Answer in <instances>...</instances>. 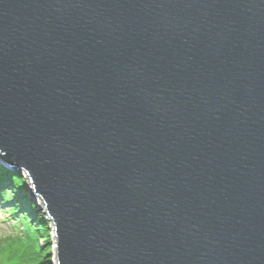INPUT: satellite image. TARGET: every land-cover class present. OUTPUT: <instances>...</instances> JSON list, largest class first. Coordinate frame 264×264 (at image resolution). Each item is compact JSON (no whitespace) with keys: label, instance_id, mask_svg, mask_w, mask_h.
<instances>
[{"label":"water","instance_id":"water-1","mask_svg":"<svg viewBox=\"0 0 264 264\" xmlns=\"http://www.w3.org/2000/svg\"><path fill=\"white\" fill-rule=\"evenodd\" d=\"M0 164L58 264H264V0H0Z\"/></svg>","mask_w":264,"mask_h":264},{"label":"trees","instance_id":"trees-1","mask_svg":"<svg viewBox=\"0 0 264 264\" xmlns=\"http://www.w3.org/2000/svg\"><path fill=\"white\" fill-rule=\"evenodd\" d=\"M14 194H19V197L16 198ZM0 196L3 197V203L6 206L19 209L20 214L30 225L35 236L34 250L32 252L35 264H51L50 248L48 247L51 232L48 230L47 223L42 222L41 219L39 222L37 221L36 217L39 214L37 213V216L33 213L35 209L34 203L29 199L24 180L19 173L0 167ZM43 239L45 243L41 245L40 242Z\"/></svg>","mask_w":264,"mask_h":264},{"label":"clouds","instance_id":"clouds-1","mask_svg":"<svg viewBox=\"0 0 264 264\" xmlns=\"http://www.w3.org/2000/svg\"><path fill=\"white\" fill-rule=\"evenodd\" d=\"M0 264H35V236L19 209L6 206L0 196Z\"/></svg>","mask_w":264,"mask_h":264},{"label":"rangeland","instance_id":"rangeland-1","mask_svg":"<svg viewBox=\"0 0 264 264\" xmlns=\"http://www.w3.org/2000/svg\"><path fill=\"white\" fill-rule=\"evenodd\" d=\"M13 171L19 173L20 177L24 180L25 188H26L27 193H28V197L32 201V203H34V206H35L33 213H35L37 216L39 214V216L36 217L37 221L39 222V220L41 219L42 222H45L48 224V230L51 232V235L49 238L50 242H49V246H48L50 248L49 256L51 258V264H58L57 260H56V255H57V243L56 242H57V239H56L55 234H54L55 229H54L53 222L47 213L46 208H44V203H41L42 201H41V198L39 196L30 195V192H33V186L29 180L28 175L24 171H17V170H13ZM14 195L16 198L19 197L18 196L19 194H14ZM4 235H10V233L9 234H0V237H3ZM44 243H45L44 239L41 240L40 244L44 245Z\"/></svg>","mask_w":264,"mask_h":264}]
</instances>
